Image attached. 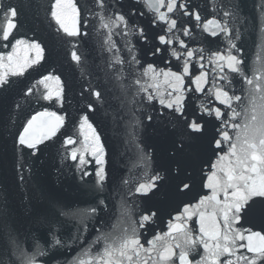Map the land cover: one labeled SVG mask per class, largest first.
I'll return each mask as SVG.
<instances>
[{
    "label": "water",
    "instance_id": "water-1",
    "mask_svg": "<svg viewBox=\"0 0 264 264\" xmlns=\"http://www.w3.org/2000/svg\"><path fill=\"white\" fill-rule=\"evenodd\" d=\"M0 264H264V0H0Z\"/></svg>",
    "mask_w": 264,
    "mask_h": 264
}]
</instances>
